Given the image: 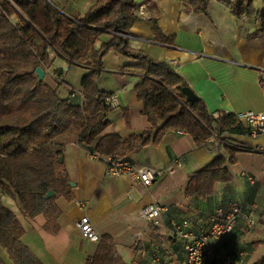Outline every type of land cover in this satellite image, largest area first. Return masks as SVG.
<instances>
[{
    "label": "crops",
    "instance_id": "0c3cea01",
    "mask_svg": "<svg viewBox=\"0 0 264 264\" xmlns=\"http://www.w3.org/2000/svg\"><path fill=\"white\" fill-rule=\"evenodd\" d=\"M134 1L138 20L129 36L132 48L167 61L215 116L264 111V31L253 35L261 28L264 0H250L255 11L239 16L231 11L226 0H209L207 13L196 10V4L187 0ZM57 7L64 11L63 3L59 2ZM154 25L172 43L158 41L152 30ZM109 39L110 32L105 31L95 48ZM52 55L48 68L52 69L61 60L69 68H78L79 71H74L76 75L83 77L91 70L90 66L71 65L55 53ZM102 62L99 86L106 97H114L113 102L105 97L110 110L109 124L103 134L117 133L127 139L119 152L139 165L163 167L180 158L182 166L140 194L132 187L129 177L107 174L104 164L92 159L90 150L79 142V132L70 129L55 138L62 145L61 158L69 187L54 199L58 208L54 220H48L45 213L34 217L23 215L10 194L0 190L3 202L16 212L24 228L22 243L42 264H87L95 255L98 243L84 238L76 227L84 213L76 201L88 200L87 214L102 236L112 237L126 264H150L153 254L160 255L167 264H185L183 239L167 228L171 218L187 219L191 229L199 232L207 228L209 216L223 215L237 205L249 203L254 210L250 212L246 208L245 213L256 220L255 225L247 229L246 217H241L231 233L213 241L217 258L210 264H252L260 259L264 255V136L229 132L228 140L250 150H237L235 162L214 173L212 194L187 196L190 174L220 153L212 143L197 145L182 130H167L158 142L132 149L130 136L150 128L143 103L135 92L140 70L134 67L135 60L113 49L104 55ZM55 69L60 73L57 79L68 90L66 95L59 94L60 97L81 105L82 77L78 85H72L62 68ZM55 77L45 71L43 81L51 88H58L60 84ZM247 176L254 177L255 183L251 184ZM151 202L166 205L169 210L153 221L140 218L139 209ZM0 257L5 264H15L2 246ZM230 257L232 260L228 263Z\"/></svg>",
    "mask_w": 264,
    "mask_h": 264
},
{
    "label": "trees",
    "instance_id": "16d2710c",
    "mask_svg": "<svg viewBox=\"0 0 264 264\" xmlns=\"http://www.w3.org/2000/svg\"><path fill=\"white\" fill-rule=\"evenodd\" d=\"M187 1L207 13L209 0ZM226 1L237 16L255 11L250 0ZM55 6L54 1L48 0H0V187L15 200L23 215L45 213L48 220H54L58 214L54 199L69 187L67 173L59 161L62 145L55 140L64 132L74 128L79 132V142L90 151L123 157L119 151L128 140L117 133L103 134L109 124L110 107L103 103L106 93L98 78L102 58L111 49L135 60L134 67L140 70L135 92L143 103L150 128L130 136L132 149L158 142L167 130L185 131L197 145L208 141L213 124L218 134L248 132L234 114L215 116L201 98L188 102L182 92L186 81L167 61L130 46L131 28L138 20L134 0H96L80 17H67ZM11 15H16L18 21L14 22ZM152 30L158 41L172 43L156 25ZM105 31L110 32V39L96 49L95 44ZM263 31L264 12L261 28L253 35ZM52 53L71 65L90 66L81 81V105L62 99L57 87L51 88L38 79L36 67H49ZM56 72L60 75L59 69ZM224 150L225 154H218L190 174L187 196L212 194L214 173L233 164L237 150L250 148L235 143L226 145ZM50 190L54 195L45 198ZM23 232L16 212L5 205L0 194V246L15 264H42L20 240ZM0 264H5L1 257ZM87 264L126 263L112 237L103 235ZM252 264H264V255Z\"/></svg>",
    "mask_w": 264,
    "mask_h": 264
},
{
    "label": "built area",
    "instance_id": "2783aa9c",
    "mask_svg": "<svg viewBox=\"0 0 264 264\" xmlns=\"http://www.w3.org/2000/svg\"><path fill=\"white\" fill-rule=\"evenodd\" d=\"M12 2V0H10ZM54 70V69H53ZM45 71L54 76H58L50 68ZM108 101L113 102L112 95L106 97ZM237 122L248 129L252 136H264V111L254 112L245 111L234 114ZM213 130L207 142L212 143L218 153H224L226 145H233L227 139L228 131L218 134L215 130V124L212 125ZM92 159L101 161L105 166V171L111 176H127L131 179L132 187L140 194H143L156 180L164 176L173 175L176 170L182 166L180 158L173 159L170 163L163 167L144 166L134 161L120 157L117 155H103L97 152L89 151ZM228 158V155H226ZM247 180L255 183V178L247 176ZM76 204L84 211L83 215L77 220L76 227L80 234L89 241L99 243L101 233L97 230L94 222L87 214L90 202L88 200H77ZM249 208L250 212L254 210V206L249 203H243L233 207L226 214H214L207 218V228L199 232L191 229L190 222L187 219L176 220L171 218L167 228L174 235L183 239V251L185 253V264H210L217 255L213 249L212 242L231 233L238 224L241 217H246L245 227L247 229L253 227L256 220L252 216L245 213V209ZM169 208L159 202H151L143 206L138 211V216L146 221H153L166 213ZM232 258L227 259L231 262ZM150 264H167L162 262L160 255H152Z\"/></svg>",
    "mask_w": 264,
    "mask_h": 264
},
{
    "label": "rangeland",
    "instance_id": "374dc122",
    "mask_svg": "<svg viewBox=\"0 0 264 264\" xmlns=\"http://www.w3.org/2000/svg\"><path fill=\"white\" fill-rule=\"evenodd\" d=\"M50 1H54L56 4H58L59 2L63 3L64 4V7H62V9L64 10V11H62L63 13L75 14V15H80V16L85 15L86 12L92 7V5L95 2V0H50ZM13 5H15V4H13ZM10 18L14 22L18 21L16 15H11ZM55 67L56 68H62L64 70L66 80H69L70 84H72V85H76V84L78 85L79 84L82 76L76 75L74 73V71L76 69H77V71H79L78 68H76V67H70L69 68V66L61 60L57 61V64ZM55 67H53L52 69L50 68V70L55 72ZM69 69H73V71L69 72ZM55 74L57 75V72H55ZM57 77L58 76L55 77V81L60 84L58 87V93L61 96L66 95L68 93V90L62 85L61 81H59L57 79ZM0 190H1V187H0Z\"/></svg>",
    "mask_w": 264,
    "mask_h": 264
},
{
    "label": "water",
    "instance_id": "95a60500",
    "mask_svg": "<svg viewBox=\"0 0 264 264\" xmlns=\"http://www.w3.org/2000/svg\"><path fill=\"white\" fill-rule=\"evenodd\" d=\"M50 1V0H49ZM56 7V6H55ZM60 12H62L58 7H56ZM63 13V12H62ZM35 73L39 80L44 79L45 71L42 67L38 66L35 69ZM182 92L184 93L186 100L190 103L195 102L199 99V96L196 94V92L188 85H185L182 87ZM103 103L106 104V100L103 99ZM59 161L62 162V158H59ZM54 195V191L50 190L45 195V198H50Z\"/></svg>",
    "mask_w": 264,
    "mask_h": 264
}]
</instances>
